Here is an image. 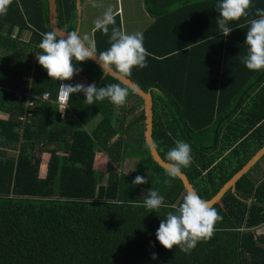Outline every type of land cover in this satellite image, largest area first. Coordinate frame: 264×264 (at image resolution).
Masks as SVG:
<instances>
[{"label":"trees","instance_id":"1","mask_svg":"<svg viewBox=\"0 0 264 264\" xmlns=\"http://www.w3.org/2000/svg\"><path fill=\"white\" fill-rule=\"evenodd\" d=\"M55 2L57 25L75 31L76 0ZM220 2L143 0L154 19L142 32L150 55L147 67L126 76L152 95V139L161 159L169 163L177 140L190 144L193 163L181 172L206 201L264 144V69L242 62L249 22L259 17L255 9L230 21L233 30L224 36ZM46 4L12 0L0 15V264H264V154L213 206L222 220L210 239L190 254L165 249L156 231L183 202L182 181L150 156L142 100L111 75L102 78L94 61L73 59L81 71L67 82L74 86L81 75L98 88L120 83L129 90L126 103L87 104L83 92L65 106L56 103L60 81L36 59L41 33L50 31ZM112 27L108 34L95 30L97 54L110 47ZM126 160L136 161L129 174ZM137 175L148 183L134 185ZM149 189L167 207H144Z\"/></svg>","mask_w":264,"mask_h":264},{"label":"clouds","instance_id":"2","mask_svg":"<svg viewBox=\"0 0 264 264\" xmlns=\"http://www.w3.org/2000/svg\"><path fill=\"white\" fill-rule=\"evenodd\" d=\"M12 0H0V15H6ZM252 7V0H221L216 5L219 12L217 24L224 36L232 32L228 26L230 21H236L249 15L248 9ZM255 14L258 19H252L246 33L245 44L248 53L242 57L247 69L259 71L264 69V9L257 8ZM115 15L109 8L102 18L94 22L95 30L109 33L111 28L110 47L97 54L95 46L88 42V37H81L77 31L59 32L55 28L41 33L42 40L39 48L42 50L36 59L46 71L48 77L59 81L71 80L81 69L75 67L76 62L95 59L106 75L108 72H118L124 76L131 75L134 67H147V57L150 53L144 47V36L141 32L129 34L122 27H115ZM61 93L67 97L73 93L83 92L87 104L108 99L111 103L123 106L126 103L129 90L120 83L107 84L97 87L95 83L61 84ZM192 148L189 143L177 140L175 147L167 152L169 161L166 172L171 177L181 173L182 168H188L193 163ZM134 185L148 183V178L137 175L132 182ZM143 206L149 210L158 211L167 207L165 197L156 190L149 189ZM222 220L217 210L209 202L202 199L196 191H189L183 198L175 212H168L166 219L161 220L156 231V239L168 250L179 246L180 250L190 254L198 242L210 239L214 234V225ZM155 253L152 259H156Z\"/></svg>","mask_w":264,"mask_h":264},{"label":"water","instance_id":"3","mask_svg":"<svg viewBox=\"0 0 264 264\" xmlns=\"http://www.w3.org/2000/svg\"><path fill=\"white\" fill-rule=\"evenodd\" d=\"M46 7H48V27L50 31L55 28L59 32H69L65 29L60 28L57 25V7L55 0H46ZM76 8H77V26L75 31L79 33L80 30V24H81V18H82V1L76 0ZM94 61L95 59H90ZM98 64V63H97ZM99 65V64H98ZM100 66V65H99ZM101 67V66H100ZM106 74L111 75L112 77L119 80L122 84H124L126 87H128L134 95L139 97L143 102V124H144V141L146 145L149 148L150 156L152 160L163 170L166 171V168L168 167V162H165L161 159V156L157 152L155 145L153 143L152 139V119H153V101H152V95L149 91H144L142 88H140L133 80L130 78L112 71L108 72ZM105 74L103 72L102 78H104ZM264 154V144L246 161V163L239 168L230 178L227 182L224 183V185L219 189V192L211 199L208 200L211 207H213L216 204L222 205L221 199L222 197L227 193L228 189H231V192L235 191V183L236 181L244 174L246 173L259 158ZM179 180L182 181L184 191L187 193L189 191H196L195 187L192 185V183L189 181L187 176H185L182 172L176 176Z\"/></svg>","mask_w":264,"mask_h":264},{"label":"crops","instance_id":"4","mask_svg":"<svg viewBox=\"0 0 264 264\" xmlns=\"http://www.w3.org/2000/svg\"><path fill=\"white\" fill-rule=\"evenodd\" d=\"M82 1V14H86V20L90 27L85 26L86 33L84 36L91 38L90 44L94 45V22L98 18H102L104 13L111 8L114 15H118L120 18L121 27L129 34L135 32H143L153 22V18L146 11L143 0H81ZM264 1V0H259ZM258 0H254L253 5L255 7L248 9L247 11H253L258 7ZM94 2H98L101 6L95 5ZM96 6L102 13L95 9ZM264 6V5H263ZM82 21V18H81ZM91 23V24H90ZM82 33L80 24L79 34ZM81 36V35H80ZM82 37V36H81ZM201 51H198L200 54ZM87 83V80H86Z\"/></svg>","mask_w":264,"mask_h":264},{"label":"rangeland","instance_id":"5","mask_svg":"<svg viewBox=\"0 0 264 264\" xmlns=\"http://www.w3.org/2000/svg\"><path fill=\"white\" fill-rule=\"evenodd\" d=\"M94 4L95 5H98V6H101L98 2H94ZM98 6H96V10L99 12V14L100 13H102V10H100L99 8H98ZM91 24V23H90ZM85 26H88V27H90V25H88V23H87V20H86V14L84 15V13L82 14V21H81V28H82V33H80V35L82 36V37H84V35H85V33H86V28H85ZM90 41H91V38H88V42L90 43ZM76 84H84V85H87V83H86V79H84V77L83 76H81V75H78L77 76V81H76ZM130 94H128V96H129ZM130 98V97H129ZM98 119H99V117H97V121H98ZM90 128H92V127H90ZM262 160H264V158L262 159ZM260 161L261 162V164H262V166H263V171H264V161ZM259 162V163H260ZM135 163H136V161L135 160H126L125 162H124V164H123V170H124V172L125 173H127V174H129L132 170H133V168H134V166H135ZM253 173H255L254 171H253ZM256 174H257V176L258 175H260V173L259 172H256Z\"/></svg>","mask_w":264,"mask_h":264},{"label":"built area","instance_id":"6","mask_svg":"<svg viewBox=\"0 0 264 264\" xmlns=\"http://www.w3.org/2000/svg\"><path fill=\"white\" fill-rule=\"evenodd\" d=\"M61 84H70L69 82L67 81H60L59 82V85H58V90H57V95H56V103L59 105V106H65L68 102V99H69V96L65 97L62 95L61 93V89H60V85ZM32 92H29L28 94V98L31 99L32 97ZM17 98L21 101L24 99V96L21 95V94H18L17 95ZM49 98V95L47 94V92H45V94L43 95L42 99H48ZM33 105V101L32 100H28V106H32ZM30 115V113H29Z\"/></svg>","mask_w":264,"mask_h":264}]
</instances>
